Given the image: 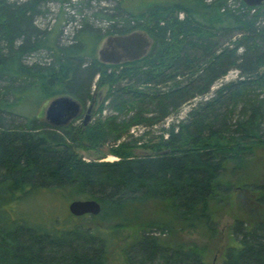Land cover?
Returning a JSON list of instances; mask_svg holds the SVG:
<instances>
[{"label": "trees", "instance_id": "obj_1", "mask_svg": "<svg viewBox=\"0 0 264 264\" xmlns=\"http://www.w3.org/2000/svg\"><path fill=\"white\" fill-rule=\"evenodd\" d=\"M48 1L0 0V264H207L209 245H186L176 237L213 225L209 202L225 169L234 160L252 159L264 145V99L251 92H264V2L132 0L118 25L109 22L101 32L84 21L73 42L60 45L57 32L35 26ZM145 2L149 6L139 11ZM100 16L114 21L116 15ZM137 29L151 39L143 57L114 64L96 56L105 37ZM42 50L51 52L50 63H25ZM233 68L240 78L216 89L168 139L146 145L148 154L135 155L126 141L111 148L119 157L112 162L86 161L77 153L78 147L119 140L135 124L165 119L184 101L210 92ZM185 71L189 80H176ZM169 82L168 91L155 90ZM93 85L107 88L119 117L134 114L81 127L72 121L52 126L43 118L44 107L63 94L82 106L96 102ZM30 106L40 113L20 110ZM235 110L239 116L230 122ZM22 114L24 122H16ZM255 176L243 190L255 198L257 212L235 220L233 244L222 250L221 264H264V181ZM50 196L93 198L101 213L75 216L54 207ZM150 205L155 218L144 215Z\"/></svg>", "mask_w": 264, "mask_h": 264}, {"label": "rangeland", "instance_id": "obj_2", "mask_svg": "<svg viewBox=\"0 0 264 264\" xmlns=\"http://www.w3.org/2000/svg\"><path fill=\"white\" fill-rule=\"evenodd\" d=\"M8 1L10 3H24V1L27 0ZM149 1L153 2L156 0ZM131 2L132 0H49L47 3H42V5L40 6L41 12L38 13L35 17V26L39 27L42 31L44 30L48 32H57L55 38L60 43V45H68L73 42V40L75 39L74 35L76 34L77 30L82 27L84 21H87L88 24L93 27V29H98L101 30V32H105L111 25L109 24V22L112 24H117L118 19L128 16V12H126L123 7L130 9V6L132 5ZM228 2L231 6H235L237 4L236 0H229ZM148 6L149 5H147L146 2L143 3L141 7H139V11H145V8ZM100 14H110L116 16L113 19L114 21H111L100 16ZM183 15L184 13H180V17H182ZM260 25L264 26V15L263 19L260 22ZM219 39H221V37H219ZM106 40L107 37H105L97 45L96 56L99 57V50L102 49L101 47L104 46ZM225 41H230V39H226ZM225 44H228V42H226ZM213 51L218 52L214 50V48ZM51 60V52L42 50L41 52L28 55L24 61L25 63L29 64L40 63L44 65L46 63H50ZM204 62L205 60H203L202 63ZM239 71V69L235 68L230 69L225 76L221 77L222 79H218L217 81H215V83L210 88V92L204 93L202 95H195L191 99L184 101L178 109L173 110L169 113L168 117L170 121H168V124L166 120H161L153 124H135V126H131L128 132H125L119 140L115 141L113 139H109L106 142H103L100 148L96 149H86L78 147L77 153H79L86 161L104 160L112 162L113 160L119 159V157H117L116 155L114 156V154L110 153L111 148L113 146L116 147L117 145L126 141L134 144L133 152L135 153V155L148 154L147 150H145L146 145L159 142L161 138L167 139L171 133V130L176 132L179 128V125L189 117H191L190 112H192L193 109L197 108L199 105L204 104L206 100H209L212 96H214L216 89L221 87L226 82L238 80V78H240ZM189 76V72L185 71L184 75H179V78L176 80L185 82L189 80ZM121 83L125 84V79L122 80ZM171 84L172 83L169 82L168 86H164V84L158 85L155 90L168 91ZM145 88L147 90H150L149 87ZM93 90L96 91V94L98 96L96 98V102L93 104L94 108L91 113L92 119L90 120V122H88V124L100 119H105V117L111 115L119 117L116 109L108 104L110 99H107V88H95V86L93 85L92 91ZM251 92L261 94L260 98L263 97L264 99V92L262 91V89L254 87ZM102 102L104 103L105 108L100 111L99 108L100 105H102ZM89 103L90 102L87 101V103L82 106L84 107L82 113L78 116L77 119L72 120L74 126H82L84 120L83 117ZM185 107H189V110L181 115V111ZM20 110L27 115H36L41 111V109L34 106H30L29 108L23 107V109ZM134 112V110L126 112L123 116L119 117L118 120L121 121L123 119H128L129 116L134 114ZM149 115L150 113H144V116ZM42 116L44 118V112H42ZM238 116L239 110H235L234 114L231 117L233 120L231 119L230 122L237 119ZM14 120L16 122H24L25 117L23 114L18 115L14 117ZM132 127L136 128L135 134L130 133ZM166 135L167 138L165 137ZM254 173L256 174L255 178L261 175L260 179L264 181V145H260L255 148L252 159H244L242 160V162L234 160L233 162H230V164L225 169V172L222 174L218 181V184L220 183L219 191H216L215 197L212 198L209 202L210 212L208 214L213 219V225L209 227V229L204 227L198 228L197 232H178V237H176L177 241L186 243V245L188 243H196L200 244L201 246L209 245L212 252H210V255L206 257V261L208 262L207 264H212L213 262L215 264H221L222 250L228 244H233V241L231 239V227L233 226L235 220L239 215H244L243 217L250 219V216L254 215L257 212V207L254 203V196L252 197L254 199H251L250 197H248L249 191L243 190V186L253 180L252 178ZM226 188L228 191L226 190ZM49 198H52L53 200H56L58 202V204L56 203V201L53 202V204H56L54 205V207L58 206L64 209L65 212H69L68 205L71 202L69 199L68 201H66L65 199H60L61 197L57 198L54 196H50ZM39 199L37 202L41 204H45L48 202L47 198H44L43 200ZM80 199L84 198H79L78 200ZM131 210H129V212H131ZM143 210L144 215H148L149 217L151 216V218H155L157 216V214H155L156 209L153 205L143 208ZM76 221L79 222L78 220H75L74 222ZM153 233L156 235H160V232L156 230H154Z\"/></svg>", "mask_w": 264, "mask_h": 264}, {"label": "water", "instance_id": "obj_3", "mask_svg": "<svg viewBox=\"0 0 264 264\" xmlns=\"http://www.w3.org/2000/svg\"><path fill=\"white\" fill-rule=\"evenodd\" d=\"M248 6H258L264 2V0H242ZM109 43H115L116 47H121L124 50H134L137 54L133 55L132 59H136L143 55L146 48L149 47L150 40L149 36L145 32L132 31L128 34L115 35L108 37ZM99 59L105 63H119L121 59L118 57V53L115 48L108 50L102 48L99 50ZM94 98L88 104V108L83 117V124L88 125L90 122L91 113L93 111ZM83 108L81 103L72 96L65 95L52 98V100L44 107V119L47 120L52 126H65L72 120L76 119L82 111ZM68 210L75 216L81 215H98L101 213V204L91 198V199H75L71 200L68 205ZM212 264H215L214 262Z\"/></svg>", "mask_w": 264, "mask_h": 264}, {"label": "flooded vegetation", "instance_id": "obj_4", "mask_svg": "<svg viewBox=\"0 0 264 264\" xmlns=\"http://www.w3.org/2000/svg\"><path fill=\"white\" fill-rule=\"evenodd\" d=\"M137 31L144 32L143 30H137ZM120 35H123V34H120ZM110 36H115V35H109L108 37H110ZM108 37H107V40H106L104 46L101 47V48H106L108 50H111L112 48L113 49L115 48V51L118 53L119 59H121L120 62H128V61L134 60V59H132V57H133V55L137 54V52H135L133 49L130 50V51L129 50L126 51V50H124L121 47L120 48L116 47L115 43H109L108 42ZM149 40H150V43H151V39L150 38H149ZM150 48H151V44H149V47L146 48V51L143 53V55L138 57V58H136V59H139V58L143 57L150 50ZM120 62L119 63H114V64H120Z\"/></svg>", "mask_w": 264, "mask_h": 264}, {"label": "built area", "instance_id": "obj_5", "mask_svg": "<svg viewBox=\"0 0 264 264\" xmlns=\"http://www.w3.org/2000/svg\"><path fill=\"white\" fill-rule=\"evenodd\" d=\"M187 110H189V107L187 108V107H185L182 111H181V115H183V113L184 112H187ZM181 117V116H180ZM163 120H166L167 121V124H168V121H170V119H169V117H166L165 119H163ZM137 126V125H136ZM179 129V128H178ZM177 129V130H178ZM135 130H136V128L135 127H132L131 128V130H130V133H132V134H135ZM166 138H167V135L165 136ZM169 137V136H168ZM168 139V138H167Z\"/></svg>", "mask_w": 264, "mask_h": 264}]
</instances>
